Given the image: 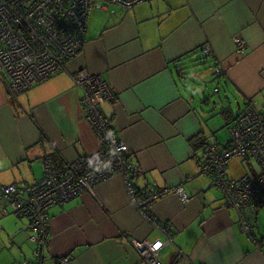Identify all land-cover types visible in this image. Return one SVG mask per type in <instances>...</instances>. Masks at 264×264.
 <instances>
[{
    "label": "crops",
    "instance_id": "0c3cea01",
    "mask_svg": "<svg viewBox=\"0 0 264 264\" xmlns=\"http://www.w3.org/2000/svg\"><path fill=\"white\" fill-rule=\"evenodd\" d=\"M101 13L104 23L89 15L86 36L95 33L85 36L84 49L67 73L18 100L0 73V183L35 184L47 156L65 169L100 149L86 120L83 90L69 74L87 70L113 94L102 113L138 166L136 190L183 185L190 197L184 204L169 194L152 206L155 221L178 230V249L164 240L158 257L166 264H264V206L252 214L257 245L240 228L238 212L225 207V192L201 173L204 143L222 145L212 142L219 131L217 118L205 120L194 106L198 93L190 95L184 90L188 86H181L188 75L181 71L204 57L208 44L214 66L225 68L221 87L236 101L234 117L251 98L264 106V0H149L132 8L108 4ZM236 37L243 48L238 49ZM223 100L225 117L232 101L229 96ZM48 213L51 235L45 253L53 261L46 264L63 257L72 258L70 264H147L132 241L162 238L135 210L120 176L97 186L94 196L81 195ZM34 235L27 219L12 214L0 199V264L36 262ZM180 253L189 260L178 258Z\"/></svg>",
    "mask_w": 264,
    "mask_h": 264
},
{
    "label": "built area",
    "instance_id": "2783aa9c",
    "mask_svg": "<svg viewBox=\"0 0 264 264\" xmlns=\"http://www.w3.org/2000/svg\"><path fill=\"white\" fill-rule=\"evenodd\" d=\"M147 1L0 0V73L6 79L10 96L18 100L33 87L62 72L67 73L68 63L84 49L86 24L92 8L103 11L108 4L132 8ZM235 42L238 49L243 48L240 37H236ZM212 53V47L206 44L202 49L203 56L211 57ZM224 72V67H216L217 76H223ZM69 74L83 90L86 120L98 135L100 149L80 156L65 169H60L52 157H46L42 164V179L35 184L0 183V199L10 205L12 214L27 219L29 228L35 233L31 241L37 242L36 262L31 264H43L47 257L45 247L51 235L48 211L84 194L94 196L96 187L114 176L122 178L135 210L162 236L154 243L134 240L133 247L147 264H166L158 254L165 241L172 243L176 230L171 224L163 226L155 221L150 210L169 194L179 196L184 204L190 202V197L183 187L161 188L153 184L143 193L136 190L138 166L130 161L128 146L118 139L102 113L104 103L113 99L110 88L101 77L91 75L87 70ZM230 132L231 138L225 144L204 145L205 158L200 169L215 187L225 192V207L238 212L240 228L253 239L252 214L264 206V106L257 98H251L246 110L237 115ZM234 159L246 163L256 160L259 170L252 169V173L231 180L228 170ZM179 258L189 260L183 253ZM71 262L72 258L63 257L57 264Z\"/></svg>",
    "mask_w": 264,
    "mask_h": 264
},
{
    "label": "rangeland",
    "instance_id": "374dc122",
    "mask_svg": "<svg viewBox=\"0 0 264 264\" xmlns=\"http://www.w3.org/2000/svg\"><path fill=\"white\" fill-rule=\"evenodd\" d=\"M102 11L92 8L90 11V19L95 20L94 22L101 20L104 23V13ZM99 15V17H98ZM87 27V26H86ZM89 27H87L88 29ZM95 31H90L86 36L87 39L92 37V34ZM199 58V60H197ZM196 61L193 64L187 63L185 71L183 74H188L184 78V84L181 86H188L190 95H195V92L198 93V97L194 98L195 108L202 113L203 118L206 120L209 117L217 118V126L219 131L216 133L215 139L212 142L218 141L223 144L226 140H230L231 133H229V125L233 117L236 115L238 109L236 108V101L230 95L227 94V91L221 87L224 85L222 77H219L215 74L214 62L210 58H202L201 55L197 56ZM229 96L231 99V108L228 113L229 116H225L222 113L223 110H227V101L223 100ZM211 131V130H210ZM211 142V141H209ZM246 163V162H244ZM241 159H234L229 163V177L234 179H239L247 173H252V169L256 172L259 170V165L256 160H250L244 164ZM251 165L252 167H250Z\"/></svg>",
    "mask_w": 264,
    "mask_h": 264
},
{
    "label": "water",
    "instance_id": "95a60500",
    "mask_svg": "<svg viewBox=\"0 0 264 264\" xmlns=\"http://www.w3.org/2000/svg\"><path fill=\"white\" fill-rule=\"evenodd\" d=\"M207 142V141H206ZM204 150V149H203ZM197 196H200V193H198L197 194ZM162 224V223H161ZM167 224H170V223H166V224H162L163 226H165V225H167ZM171 225H173V224H171ZM174 226V225H173ZM153 230H155V231H157V232H159L160 233V231L159 230H157V229H155V228H153V227H151ZM174 228H175V226H174ZM175 230H176V232H173V235H172V238H173V240H172V243H171V245H173L174 247H175V249H178L177 247H176V245H175V243H174V238H175V236H177V234H178V230L175 228ZM161 234V233H160ZM145 240H147V241H150V240H148V239H145ZM184 256H185V254H184ZM178 258H179V255H178ZM181 259V258H180ZM47 261H53V258H51L50 257V259H48L47 257L44 259V261H43V264H46L47 263ZM31 263H34L33 261H30V262H28V264H31ZM54 263H55V261H54Z\"/></svg>",
    "mask_w": 264,
    "mask_h": 264
},
{
    "label": "trees",
    "instance_id": "16d2710c",
    "mask_svg": "<svg viewBox=\"0 0 264 264\" xmlns=\"http://www.w3.org/2000/svg\"><path fill=\"white\" fill-rule=\"evenodd\" d=\"M203 59L205 58V57H202ZM224 111V110H223ZM225 112V111H224ZM223 112V113H224ZM237 117V116H236ZM236 117H234V119H232V122H230V128L232 127V125H233V123H234V120H236ZM229 141V140H228ZM53 158V157H52ZM53 160H55V158L53 159ZM56 161H57V159L55 160V163H56ZM56 261V260H55ZM56 262H58V261H56Z\"/></svg>",
    "mask_w": 264,
    "mask_h": 264
},
{
    "label": "clouds",
    "instance_id": "9594fccd",
    "mask_svg": "<svg viewBox=\"0 0 264 264\" xmlns=\"http://www.w3.org/2000/svg\"><path fill=\"white\" fill-rule=\"evenodd\" d=\"M202 55H203V54H202ZM205 58H211V57H205ZM74 59H75V58H74ZM74 59H73V60H74ZM73 60H71V61H73ZM71 61H70V62H71ZM70 62H69V63H70ZM69 63H68V64H69ZM215 67H216V66H215ZM215 70H216V69H215ZM78 72H79V71H78ZM223 76H224V75H223ZM223 76H221V77H223ZM206 143H209V141L205 142L204 145H205ZM214 144H217V143H214ZM224 144H225V143H224ZM217 145H220V144H217ZM222 145H223V144H222ZM203 149H204V147H203ZM47 157H50V156H47ZM44 159H45V158H44ZM54 162H55V160H54Z\"/></svg>",
    "mask_w": 264,
    "mask_h": 264
},
{
    "label": "bare ground",
    "instance_id": "6f19581e",
    "mask_svg": "<svg viewBox=\"0 0 264 264\" xmlns=\"http://www.w3.org/2000/svg\"><path fill=\"white\" fill-rule=\"evenodd\" d=\"M177 187H183V188H184V186H183V185H179V186H177Z\"/></svg>",
    "mask_w": 264,
    "mask_h": 264
},
{
    "label": "flooded vegetation",
    "instance_id": "af4514ba",
    "mask_svg": "<svg viewBox=\"0 0 264 264\" xmlns=\"http://www.w3.org/2000/svg\"><path fill=\"white\" fill-rule=\"evenodd\" d=\"M90 15V14H89Z\"/></svg>",
    "mask_w": 264,
    "mask_h": 264
}]
</instances>
